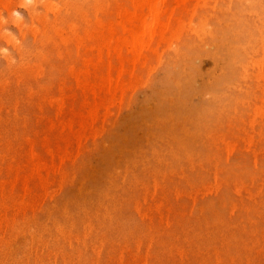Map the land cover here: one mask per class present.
Listing matches in <instances>:
<instances>
[{"label":"rangeland","instance_id":"1","mask_svg":"<svg viewBox=\"0 0 264 264\" xmlns=\"http://www.w3.org/2000/svg\"><path fill=\"white\" fill-rule=\"evenodd\" d=\"M131 1L0 0V182L8 180L0 184V264H264V0H190L185 8L164 2L175 7L173 29L135 57L134 65L124 62L122 88L106 94L96 89L94 95L91 86L105 73L94 48L106 31L101 22L115 25ZM90 57L95 65L85 63ZM92 103L97 116L83 134L79 124ZM31 148L46 163L34 173Z\"/></svg>","mask_w":264,"mask_h":264},{"label":"bare ground","instance_id":"2","mask_svg":"<svg viewBox=\"0 0 264 264\" xmlns=\"http://www.w3.org/2000/svg\"><path fill=\"white\" fill-rule=\"evenodd\" d=\"M167 1H171V2H175L176 4H177V6L176 7H178L179 8V6H184L183 8H185L186 7V5L188 4V2L190 1V0H133V1H131V3H130V6H128V8H126L127 9V13H126V11H125V7L123 8L124 9V14H125V16H124V14H123V18H121V20H119V21H117V23L115 24V25H111V26H109V24H108V27L106 26V27H103L104 26V22H101V24L103 25H101L102 26V28H104L106 31L105 32H103V33H101V32H99V33H101V34H99L98 36H99V38H97L98 39V42H97V45L96 46H94V48L96 47V60H97V63L98 62H102L101 64H104L105 65V73L103 74V76H101V78H100V81L95 85H93V86H91L92 87V89H93V94L95 95L96 93H95V90L96 89H98V90H100V91H104L105 93L104 94H106V93H111V91H115V90H117V89H120V88H122V75H123V77H125V73H124V71H126L125 70V68H124V62H128V63H130V64H132V65H134V62H133V59L135 58V57H137V56H143V52L145 51V50H147V49H149V47L151 46V44L153 43V41L154 40H156V39H161V38H163V37H165L164 35H165V33H166V31H167V29H173V22H174V17L176 18V20L178 19L177 18V16H174V14H175V7L174 6H168V5H165L164 4V2H167ZM194 1H199L200 2V0H194ZM203 1V0H202ZM240 1V0H239ZM242 1H244V0H242ZM192 2V1H191ZM237 2V1H236ZM237 3H239V2H237ZM251 3H252V1L250 2V1H248V4L249 5H251ZM255 3V2H254ZM190 4V3H189ZM257 4V3H256ZM239 5V4H238ZM191 6V5H190ZM190 6H189V8H190ZM196 6H198L197 5V2H196ZM201 6V5H200ZM109 7V6H108ZM194 7H195V5H194ZM193 7V8H194ZM199 7V6H198ZM242 7V6H241ZM251 7V6H250ZM188 8V9H189ZM108 9V8H107ZM194 9H196V7L194 8ZM229 9H230V7H229ZM237 9H238V7H237ZM241 9V8H240ZM253 9H254V6H253ZM255 9H257V8H255ZM254 9V10H255ZM104 11H105V8L103 9ZM177 10V9H176ZM180 10H182V8L180 9ZM179 10V11H180ZM185 10V9H184ZM183 10V11H184ZM190 10H192V9H190ZM189 10V11H190ZM250 10V9H249ZM186 12L188 11L187 9L185 10ZM217 11V10H216ZM219 12L221 11L220 9L218 10ZM225 11V10H224ZM231 11V10H230ZM233 11V10H232ZM259 11V10H258ZM119 12H120V15L119 16H121L122 14H121V12H122V10H119ZM119 12H118V14H119ZM191 12V11H190ZM194 11L192 10V14H193V16H194V13H193ZM228 11H226V13H227ZM234 12V11H233ZM242 12V11H241ZM249 12V11H248ZM253 12V11H252ZM110 13H113V12H110ZM179 13H181V12H179ZM185 13V12H184ZM189 13V12H188ZM187 13V14H188ZM237 13V12H236ZM238 13H240V11L238 12ZM247 13V12H246ZM191 14V15H192ZM195 14H196V12H195ZM242 14V13H241ZM245 14V13H244ZM248 14V13H247ZM253 15H256V12H255V14L254 13H252ZM262 14V13H261ZM148 15V16H147ZM179 15V14H178ZM243 15V14H242ZM250 15V14H249ZM197 16V15H196ZM244 16H246V15H244ZM259 16H260V14H259ZM264 16V15H263ZM151 18V21L150 22H148V19L147 18ZM183 17H185V16H183ZM225 17V16H224ZM235 17V16H234ZM233 17V18H234ZM238 17V16H237ZM236 17V18H237ZM251 17V16H250ZM120 18V17H119ZM189 18V17H188ZM226 18V17H225ZM235 18V19H236ZM211 19V18H210ZM246 19V18H245ZM251 19V18H250ZM175 20V21H176ZM208 20V19H207ZM220 20V19H219ZM225 20V19H224ZM232 20H234V19H231V21ZM241 20H243L242 18H241ZM247 20H248V18H247ZM204 21H206V19H204ZM244 21V20H243ZM251 21V20H250ZM178 22V21H177ZM219 22V21H218ZM217 22V23H218ZM223 22V21H222ZM221 22V23H222ZM236 22H238V21H236ZM100 23V22H99ZM220 23V24H221ZM107 23H105V25H106ZM229 24H230V22H229ZM228 24V26H230ZM258 24V23H257ZM96 25V24H95ZM175 25V24H174ZM224 25V24H223ZM226 25V24H225ZM232 25V24H231ZM240 25V24H239ZM249 25V24H248ZM254 25H256V24H254ZM53 26H55V25H53ZM233 26H235V27H237L236 25H233ZM246 26V25H245ZM222 27V26H221ZM259 27V26H258ZM54 27H52V29H53ZM101 28V29H102ZM176 28V27H175ZM218 28H220V27H218ZM233 28V27H232ZM241 28H243L242 27V25H241V27L239 28L240 30H241ZM246 28V27H245ZM250 28H251V26H250ZM257 28V27H256ZM56 29H58L57 27H56ZM78 29H79V27H78ZM96 29V28H95ZM249 29V28H248ZM253 29V28H252ZM261 29H262V27H261ZM50 30V29H49ZM59 30V29H58ZM57 30V32H56V35H58L57 33L59 32ZM94 30V29H93ZM226 30H229L228 29V27H227V29ZM245 30V29H244ZM256 30V29H255ZM54 31V30H53ZM56 31V30H55ZM61 31V30H60ZM96 31H97V29H96ZM219 31V30H218ZM257 32H258V30H256ZM98 32V31H97ZM97 32H95L96 34H97ZM255 32V31H254ZM253 32V33H254ZM261 32V31H260ZM259 32V33H260ZM48 33V32H47ZM61 33H63V32H61ZM223 33V32H222ZM232 33V32H231ZM231 33H229L230 35H231ZM244 33V32H243ZM252 33V32H251ZM40 34H42V33H40ZM59 34H60V32H59ZM88 34V33H87ZM93 34H94V32H93ZM92 33H91V35H93ZM229 34H226V35H229ZM48 36V38L50 37L49 36V34H47ZM90 35V36H91ZM95 35V34H94ZM167 35V34H166ZM261 35H263V34H261ZM52 36V35H51ZM72 36V35H71ZM85 36H87V35H85ZM84 36V37H85ZM89 36V35H88ZM239 36V35H238ZM244 36H245V33H244ZM255 36V35H254ZM44 37H45V35H44ZM67 37V36H66ZM92 37V36H91ZM160 37V38H159ZM222 37V36H221ZM251 37V36H250ZM256 37V36H255ZM255 37H254V39H255ZM259 37V36H258ZM262 37V36H261ZM43 38V37H42ZM61 39H63V37H60ZM69 38V37H68ZM67 38V39H68ZM73 38V37H72ZM76 38V37H75ZM86 38H88V37H86ZM167 38V37H166ZM225 38V37H224ZM240 38V37H239ZM248 38H249V36H248ZM247 38V39H248ZM252 38V37H251ZM50 39V42H52V41H54V40H52L51 41V39L52 38H49ZM66 39V40H67ZM71 39V38H70ZM69 39V40H70ZM82 39H84V38H82ZM81 39V40H82ZM232 39V38H231ZM246 39V40H247ZM257 39V38H256ZM260 39V38H259ZM65 40V39H64ZM73 40V39H72ZM226 40H227V38H226ZM242 40H243V38H242ZM241 40V41H242ZM245 40V41H246ZM37 41H39V40H37ZM83 41H85V40H83ZM228 41V40H227ZM244 41V42H245ZM249 41V40H248ZM40 42V41H39ZM43 42H44V39L42 40V44H43ZM49 42V41H48ZM60 42V41H59ZM66 42V41H65ZM67 42H69V41H67ZM66 42V43H67ZM80 42V41H79ZM87 42V41H86ZM89 42V41H88ZM236 42V41H235ZM240 42V41H239ZM252 42V41H251ZM259 41H257V42H255V43H258ZM264 41H262V43H263ZM36 43V42H35ZM56 43L57 42H54L53 44H55L56 45ZM62 43H63V41H62ZM71 43V42H70ZM155 43V42H154ZM254 43V42H253ZM260 43V42H259ZM261 43V44H262ZM80 44V43H79ZM79 44H77V45H79ZM82 44V43H81ZM235 44V43H234ZM59 45V44H58ZM64 45H67V44H64ZM83 45V44H82ZM156 45V44H155ZM250 45V44H249ZM42 46V45H41ZM87 46V45H86ZM91 47H92V45H91ZM232 46H230V48H231ZM237 47H239V46H237ZM236 47V48H237ZM249 47V46H248ZM44 48V47H43ZM57 48V47H56ZM228 48V47H227ZM235 48V49H236ZM240 48H242V46L240 47ZM254 48V47H253ZM42 49V48H41ZM80 49V48H79ZM93 48H91V49H89V50H92ZM233 49V48H232ZM234 49V50H235ZM244 49H245V47H244ZM60 50V49H59ZM88 50V51H89ZM225 50V49H224ZM238 50V49H237ZM251 50H253V49H251ZM102 51H105V57L103 58V59H105L104 61H102ZM186 51V50H185ZM229 52V51H228ZM227 52V53H228ZM235 53H236V51H234ZM245 53H246V51H244ZM254 52V51H253ZM74 53V52H73ZM186 53H187V51H186ZM238 53V52H237ZM236 53V54H237ZM31 54V53H30ZM94 54V53H93ZM145 54V53H144ZM234 54V53H233ZM240 55V54H239ZM239 55H238V57H239ZM247 55V54H246ZM94 56V55H93ZM225 56V55H224ZM231 56H232V54H231ZM234 56V55H233ZM232 56V57H233ZM242 57V56H241ZM113 58L115 59V61L117 60V64H119L118 66H116L114 63H113ZM243 58V57H242ZM237 59V58H236ZM248 59V58H247ZM70 60V59H69ZM85 60V59H84ZM94 59H93V57H90V58H87L86 59V64H88L89 66H91L90 64H93L94 63V61H93ZM238 60H240V59H238ZM240 61H243V60H240ZM231 62V61H230ZM84 63V64H85ZM235 63V62H234ZM233 63V64H234ZM238 63V62H237ZM241 63V62H240ZM129 64V65H130ZM229 64V63H228ZM245 64V63H244ZM94 65H95V63H94ZM98 65H99V63H98ZM231 65V64H230ZM43 66V65H42ZM87 66V65H86ZM88 66V67H89ZM131 66V65H130ZM232 66V65H231ZM242 65H240V66H238V67H241ZM92 67H93V65H92ZM230 67V66H229ZM233 67V66H232ZM243 67H244V65H243ZM242 67V68H243ZM81 68V67H80ZM237 68V67H236ZM44 69V68H43ZM42 69V70H43ZM86 69V68H85ZM130 69V68H129ZM129 69H127V70H129ZM234 69V68H233ZM71 70V69H70ZM69 70V71H70ZM95 70V69H94ZM229 70V69H228ZM230 70L232 71V69L230 68ZM237 70V69H236ZM39 71H40V69H39ZM38 71V72H39ZM76 71L77 70H74V73H76ZM86 71H87V69H86ZM35 72V71H34ZM83 73H85V71L83 70L82 71ZM88 72V74L89 75H91L90 73H92V72H90L89 70L87 71ZM86 72V73H87ZM130 72V71H129ZM31 73V72H30ZM82 73V74H83ZM124 73V74H123ZM126 73H128V72H126ZM234 73H235V71H234ZM240 73V72H239ZM245 72H243V74H244ZM32 74V73H31ZM36 74H38V73H36ZM36 74H35V76H36ZM41 74V73H40ZM45 74V73H44ZM43 74V75H44ZM78 74H81V71L78 73L77 72V75L76 76H80V75H78ZM128 74H130V73H128ZM228 74H229V71H228ZM228 74H227V76H228ZM96 75V74H95ZM113 75H115V77H113ZM74 76V75H73ZM85 76H87V75H85ZM223 76H225V75H223ZM88 77V76H87ZM229 77H230V75H229ZM228 77V78H229ZM244 77V76H243ZM24 78V77H23ZM39 78V77H38ZM37 78V79H38ZM85 78V77H84ZM94 78H96V77H94ZM221 78V77H220ZM224 78H226V76L224 77ZM231 78V77H230ZM233 78H234V75H233ZM242 78V77H241ZM35 79V78H34ZM79 79V78H78ZM33 80V79H32ZM75 80H76V78H75ZM80 80V79H79ZM225 80V79H224ZM227 80V79H226ZM234 80V79H233ZM240 80H242V79H240ZM244 80V79H243ZM246 80V79H245ZM17 81H19V79L17 80ZM37 81V80H36ZM77 81V80H76ZM85 81V80H84ZM83 81V82H84ZM219 81H220V79H219ZM231 81V80H230ZM229 81V82H230ZM20 82H21V80H20ZM80 82H82V81H80ZM218 82V81H217ZM222 82V81H221ZM226 82V81H225ZM232 82V81H231ZM237 82V81H236ZM241 82V81H240ZM244 82V81H243ZM19 83V82H18ZM79 83V82H78ZM223 84H224V82H222ZM239 83V82H238ZM246 83V82H245ZM77 84V83H76ZM83 84V83H82ZM92 84H93V82H92ZM218 84V83H217ZM216 84V85H217ZM227 84V83H226ZM236 84V83H235ZM73 85V84H72ZM71 85V86H72ZM78 85V84H77ZM86 86L88 85V84H85ZM85 85H83L82 87H84ZM90 85V84H89ZM215 84H213V86H214ZM215 85V86H216ZM219 85H220V82H219ZM232 85V84H231ZM237 85V84H236ZM235 85V86H236ZM19 86V85H18ZM213 86H210V87H213ZM229 87H230V85H229ZM228 87V89H230ZM237 87V86H236ZM245 87H247V86H245ZM71 88V87H70ZM81 88V87H80ZM216 88V87H215ZM223 88H225V87H223ZM232 88H235V87H232ZM69 89V88H68ZM88 89H90L91 90V88H89L88 87ZM213 89V88H212ZM220 89H221V87H220ZM218 87H217V90L219 91L220 90ZM239 89H241L240 87H239ZM245 89V88H244ZM60 90V89H59ZM72 90V89H71ZM82 90H84V89H82ZM211 90V89H210ZM216 90V89H215ZM121 91V90H120ZM230 91V90H229ZM241 91V90H240ZM112 92V93H113ZM117 92V91H116ZM212 92V91H211ZM210 92V93H211ZM243 92V91H242ZM245 92V91H244ZM60 93H61V91H60ZM62 93H63V90H62ZM73 93V92H72ZM210 93H209V95H210ZM225 93V92H224ZM224 93H223V95H224ZM227 93V92H226ZM81 94V93H80ZM84 94H86V93H84ZM92 94V95H93ZM60 95V94H59ZM87 95V94H86ZM115 95V94H114ZM208 95V96H209ZM213 95V94H212ZM221 96H223L222 94H220ZM219 95V96H220ZM227 94H225V96H226ZM229 95V94H228ZM72 96H74V95H72ZM78 96V95H77ZM98 96H101V95H98ZM214 96V95H213ZM220 96V97H221ZM61 97V96H60ZM60 97H59V99H60ZM107 97V96H106ZM210 97V96H209ZM217 97H218V93H217ZM234 97V96H233ZM232 97V98H233ZM51 98V97H50ZM62 98V97H61ZM65 98V97H64ZM66 98H67V96H66ZM74 98V97H73ZM72 98V99H73ZM83 98V97H82ZM100 98H102V97H100ZM109 98V97H108ZM215 98V97H214ZM222 98H224V97H222ZM241 98H243V97H241ZM47 99V98H46ZM52 99V98H51ZM85 99H86V96H85ZM88 99H89V97H88ZM103 99V98H102ZM107 99V98H106ZM207 99V98H206ZM246 99V98H245ZM249 99V98H248ZM247 99V100H248ZM54 100V99H53ZM76 100V99H75ZM74 100V101H75ZM83 100V99H82ZM94 100H95V97H94ZM105 100V99H104ZM103 100V101H104ZM215 100H217V99H215ZM220 101L222 100V99H219ZM232 100V99H231ZM237 100V99H236ZM256 100H258V99H256ZM255 100V101H256ZM50 101H52V100H50ZM57 101V100H56ZM56 101H54V103H56ZM61 101L63 102V99H61ZM85 101V100H84ZM83 101V102H84ZM106 102H107V100H105ZM109 101V100H108ZM225 101V100H224ZM238 101V103H239V101H241V99L240 100H237ZM237 101H235V102H237ZM259 101H260V99H259ZM4 102V101H3ZM18 102V101H17ZM58 102H60L59 100L57 101V103ZM87 102V101H86ZM102 102V101H101ZM229 102V101H228ZM231 102V101H230ZM229 102V103H230ZM242 103L244 102H246V101H241ZM249 102H250V100H249ZM19 103V102H18ZM61 103V102H60ZM215 103H216V101H215ZM244 103H243V105H244ZM50 104V103H49ZM59 104V103H58ZM74 104V103H73ZM85 104V102L84 103H81V106H83ZM87 104V103H86ZM97 104H98V102H97ZM97 104L96 103H92V105L89 107V109H88V111H87V114H86V116H85V118H84V120L83 121H81V123L79 124V128H80V130H82L84 127H86V124L88 123V122H91L92 120H93V118L95 117V115L97 116V114H96V108H98L97 107ZM102 104H103V102H102ZM207 104V103H206ZM209 104V103H208ZM221 104H222V102H221ZM220 104V105H221ZM226 104H228V103H226ZM47 105V104H46ZM54 105V104H53ZM53 105H52V103H51V105L50 106H52L53 107ZM66 105V104H65ZM99 105V104H98ZM101 105V104H100ZM210 105V104H209ZM233 105V104H232ZM246 105V104H245ZM63 106V103H62V105L60 106L59 105V107H61V109H60V111L62 110V107ZM73 106H75V105H73ZM85 106V105H84ZM105 106V105H104ZM206 106V105H205ZM235 106H236V104H235ZM102 107H103V105H102ZM106 107H107V104H106ZM231 107V106H230ZM240 107V106H239ZM17 108V107H16ZM74 108V107H73ZM72 108V109H73ZM81 108V107H80ZM83 108V107H82ZM85 108V107H84ZM99 108H100V106H99ZM108 108V107H107ZM216 108V107H215ZM228 108V107H227ZM235 108V107H234ZM243 108H246L245 106L243 107ZM58 109V108H57ZM72 109H71V111H72ZM87 109V108H86ZM85 109V110H86ZM238 109V108H237ZM9 110V109H8ZM7 110V111H8ZM40 110V109H39ZM83 110V109H82ZM102 110V109H101ZM207 110V109H206ZM224 110H225V108H224ZM231 110V109H230ZM236 110V109H235ZM10 111V110H9ZM8 111V112H9ZM16 111V110H15ZM41 111H42V106H41ZM58 111V110H57ZM56 111V112H57ZM63 111V110H62ZM203 111H204V109H203ZM202 111V112H203ZM210 111V110H209ZM217 111V110H216ZM233 111V110H232ZM17 112V111H16ZM100 112V111H99ZM98 112V113H99ZM224 111H222V113H223ZM242 112V111H241ZM74 113V112H73ZM72 113V114H73ZM82 113V112H81ZM80 113V114H81ZM219 113V112H218ZM232 113V112H231ZM235 113V112H234ZM64 114V113H63ZM75 114H77V113H75ZM82 114H84V113H82ZM216 114H217V112H216ZM233 114V113H232ZM242 114V113H241ZM16 115V114H15ZM74 115V114H73ZM85 115V114H84ZM226 115H228L227 113H226ZM57 116V115H56ZM71 116V115H70ZM80 116V115H79ZM78 115L76 116V117H79ZM83 116V115H82ZM201 116V115H200ZM214 116V115H213ZM212 116V117H213ZM76 117H74V118H76ZM84 117V116H83ZM209 117V116H208ZM210 117H211V114H210ZM223 117V116H222ZM53 118V117H52ZM73 118V117H72ZM216 118V117H215ZM225 118V117H224ZM81 119V118H80ZM217 119V118H216ZM222 119V118H221ZM52 120V119H51ZM95 120H96V118H95ZM97 120H99L98 118H97ZM199 120H200V118H199ZM208 120H209V118H208ZM61 122H62V120H60ZM193 121V120H192ZM204 121V120H203ZM213 121V120H212ZM214 121H215V119H214ZM60 122V123H61ZM63 122H64V120H63ZM72 124H73V121H70ZM94 122V121H93ZM97 122V121H96ZM95 122V123H96ZM208 122V121H207ZM210 122V121H209ZM217 122V121H216ZM53 123V121L51 122V124ZM65 123V122H64ZM69 122H67L66 123V125H70V124H68ZM94 123V124H95ZM25 124V123H24ZM63 124V123H62ZM92 124V123H91ZM212 124V123H211ZM64 125V124H63ZM170 125V124H169ZM200 125V124H199ZM204 125H206V123L204 124ZM207 125H208V123H207ZM207 125H206V127H207ZM51 126H53V125H51ZM50 126V127H51ZM54 126H55V122H54ZM166 126V125H165ZM191 126V125H190ZM215 126V125H214ZM218 126V125H217ZM74 127V126H73ZM88 127V126H87ZM213 127V126H212ZM216 127V126H215ZM64 127H62V129H63ZM77 128V127H76ZM92 128V127H91ZM156 128H158V127H156ZM167 128V127H166ZM185 128V127H184ZM204 128V127H203ZM210 128V127H209ZM54 129V128H53ZM71 129V128H70ZM172 129V128H171ZM84 130H86V129H83V134H84ZM89 130V129H88ZM174 131H175V128L173 129ZM178 130V129H177ZM182 130V129H181ZM210 131L209 132H212L211 131V129H209ZM45 131V130H44ZM63 131L65 132V130L63 129ZM62 131V132H63ZM214 131V130H213ZM81 131H75V133L77 134V133H79L80 134V136H81V133H80ZM202 132V131H201ZM206 132V131H205ZM38 133V132H37ZM36 133V134H37ZM72 133H73V131H72ZM157 133V132H156ZM203 133V132H202ZM48 134V133H47ZM67 134V133H66ZM78 134V135H79ZM93 134V133H92ZM95 134V133H94ZM212 134V133H211ZM74 135V134H73ZM90 135V134H89ZM180 135V134H179ZM178 135V136H179ZM202 135V134H201ZM201 135H199V136H201ZM206 135V134H205ZM209 135V134H208ZM207 135V136H208ZM36 136H38V134L36 135ZM47 136V135H46ZM46 136H44V139L46 138ZM64 136V135H63ZM77 136V135H76ZM84 136V138L87 136V134H86V136L85 135H83ZM190 136V135H189ZM1 137V136H0ZM55 137V136H54ZM61 137V136H60ZM69 137V136H68ZM68 137H67V139H68ZM71 137V136H70ZM74 138H75V136H73ZM79 137V136H78ZM78 137H76V138H78ZM88 137L89 136H87V139H88ZM28 138H30V137H28ZM48 138H50V137H48ZM48 138H46V139H48ZM65 138V137H64ZM80 138V137H79ZM56 139H57V137H56ZM62 139H63V137H62ZM67 139H65V140H67ZM82 139H83V137H82ZM198 139V138H197ZM77 140V139H76ZM80 140V139H79ZM86 140V139H85ZM194 140V139H193ZM202 140V139H201ZM8 141V140H7ZM29 141H32V140H29ZM34 141V140H33ZM64 141V140H63ZM69 142H70V140H68ZM75 141V140H74ZM78 141V140H77ZM83 141V140H82ZM189 141V140H188ZM187 141V142H188ZM196 141H198V140H196ZM9 142H11V140L9 141ZM46 142V141H45ZM50 142V141H49ZM59 142V141H58ZM65 142V141H64ZM67 142V141H66ZM81 142V141H80ZM180 142V141H179ZM31 143V142H30ZM196 143V142H195ZM10 144V143H9ZM46 144V143H45ZM50 144V143H49ZM59 144V143H58ZM57 144V145H58ZM72 144H74V142H72ZM77 145H78V143H76ZM172 144V143H171ZM192 144H194V143H192ZM197 144V143H196ZM201 144V143H200ZM34 145V144H33ZM67 145V144H66ZM195 145V144H194ZM202 145V144H201ZM43 146H45V145H43ZM61 146V145H60ZM59 146V147H60ZM68 146V145H67ZM189 146H191V144L189 145ZM32 147V146H31ZM58 147V146H57ZM74 147V146H73ZM185 147V146H184ZM49 148V147H48ZM67 148V147H66ZM163 148H165V147H163ZM172 148V147H171ZM186 148H187V146H186ZM50 149V148H49ZM60 149V148H59ZM68 149H69V146H68ZM162 149V148H161ZM166 149H168V147H166ZM173 149H174V146H173ZM198 149V148H197ZM200 149V148H199ZM62 150V149H61ZM72 150V149H71ZM164 150V149H163ZM162 150V151H163ZM187 150V149H186ZM192 150H193V148H192ZM195 150H196V148H195ZM49 151V150H48ZM63 151V150H62ZM159 151V150H158ZM168 151V150H167ZM166 151V152H167ZM171 151V150H170ZM194 151V150H193ZM198 151V150H197ZM46 152V151H45ZM55 152V151H54ZM76 152V151H75ZM192 152V151H191ZM200 152V151H199ZM50 153H51V151H50ZM57 153H59V152H57ZM64 153V152H63ZM162 153V152H161ZM173 153H175V152H173ZM194 153V152H193ZM202 153H204V152H202ZM201 153V154H202ZM206 153V152H205ZM49 154V153H48ZM66 155H67V152L65 153ZM73 154V153H72ZM135 154V153H134ZM168 154V153H167ZM166 154V155H167ZM188 154V153H187ZM194 154H196V152L194 153ZM30 165H31V170L33 171V173L34 172H37L39 169H41V167L43 166V165H45L46 163H44L43 164V162H42V160L40 161L39 160V158L36 156V154H35V151H34V149L33 148H31V150H30ZM189 155V154H188ZM4 157H5V155H3ZM55 156V155H54ZM59 156V158H58V160L60 159V155H58ZM73 156V155H72ZM137 156V155H136ZM165 156V155H164ZM202 156V155H201ZM204 156V155H203ZM141 157V156H140ZM140 157H138V159L140 158ZM146 157V156H145ZM149 157V156H148ZM154 157V156H153ZM174 157V156H173ZM189 157H193L194 158V155L193 156H189ZM53 158V157H52ZM68 158L69 157H67V160H68ZM197 158V157H196ZM202 158V157H201ZM56 159V158H55ZM65 159H66V157H65ZM71 159V158H70ZM136 159V158H135ZM160 159V158H159ZM184 158H182V160H183ZM187 159H189V158H187ZM53 160L54 159H52V164H53ZM137 160V159H136ZM141 160H142V158H141ZM140 160V161H141ZM158 160V159H157ZM161 160V159H160ZM166 160H168V159H166ZM176 160H177V158H176ZM201 160V159H200ZM26 161H27V159H26ZM57 161V160H56ZM55 161V162H56ZM143 161V160H142ZM181 161V160H180ZM201 161H203V159L201 160ZM212 161V160H211ZM3 162H4V160H3ZM45 162V161H44ZM63 162H64V160H63ZM133 162H134V159H133ZM155 162V161H154ZM154 162H152V164L154 163ZM157 162H160V161H157ZM204 162H206V160H204ZM210 162V161H209ZM243 162V161H242ZM138 163V162H137ZM151 163V162H150ZM161 163V162H160ZM201 163V162H200ZM61 164V163H60ZM151 164V165H152ZM167 164H168V162H167ZM203 164V163H202ZM201 164V165H202ZM207 164V163H206ZM212 164V163H211ZM134 165V164H133ZM138 165V164H137ZM136 165V166H137ZM141 165V164H140ZM150 165V166H151ZM172 165V164H171ZM209 165V164H208ZM220 165H222V164H220ZM233 165V164H232ZM12 166V165H11ZM27 166V165H26ZM56 166L57 165H55V167L54 168H56ZM135 166V165H134ZM146 166V165H145ZM154 166V165H153ZM203 166V165H202ZM224 166V165H223ZM230 166V165H229ZM236 166V165H235ZM13 167V166H12ZM11 167V168H12ZM46 167H47V165H46ZM53 167H50V168H52V169H54ZM58 167V166H57ZM59 167H60V165H59ZM140 167V166H139ZM164 167V166H163ZM227 167V166H226ZM3 168V167H2ZM10 168V169H11ZM48 168V167H47ZM144 168H146V167H144ZM151 168V167H150ZM154 168V167H153ZM181 168H183V167H181ZM184 168H185V166H184ZM202 168V167H201ZM230 168V167H229ZM228 168V169H229ZM232 168V167H231ZM251 168V167H250ZM261 168V167H260ZM17 169H18V167H17ZM49 169V168H48ZM134 169V168H133ZM157 169V168H156ZM177 169H178V166H177ZM203 169V168H202ZM207 169V168H206ZM206 169H205V171H206ZM209 169V168H208ZM236 169H238V168H236ZM241 169H242V167H241ZM241 169H240V171H241ZM244 169V168H243ZM242 169V170H243ZM257 169V168H256ZM42 170V169H41ZM43 170H45L44 168H43ZM50 170V169H49ZM49 170H47V172L49 171ZM59 170V169H58ZM145 170V169H144ZM234 170V169H233ZM232 170V171H233ZM250 169H248V171H249ZM258 170H259V168H258ZM1 171V170H0ZM3 171V170H2ZM1 171V172H2ZM40 171V170H39ZM130 171V170H129ZM137 171V170H136ZM135 171V172H136ZM145 171H147V168H146V170ZM144 171V172H145ZM246 171V170H245ZM251 171V170H250ZM249 171V172H250ZM257 171V170H256ZM0 172V173H1ZM46 172V173H47ZM53 172V171H52ZM236 172V171H235ZM32 173V172H31ZM30 173V174H31ZM33 173H32V175H33ZM130 173V172H129ZM150 173V172H149ZM209 173V172H208ZM228 173V172H227ZM242 173V172H241ZM245 173V172H244ZM243 173V174H244ZM250 173H252L253 174V172L251 171ZM250 173H248V174H250ZM257 173H258V171H257ZM19 174V173H18ZM38 174V173H37ZM48 174V173H47ZM50 174V173H49ZM55 174V173H54ZM58 174H60V173H58ZM132 174H134V173H132ZM136 175H138L137 173H135ZM238 174V173H237ZM255 174V173H254ZM17 175V174H16ZM29 175V174H28ZM38 175H40V174H38ZM125 175V174H124ZM126 175H127V173H126ZM135 175V176H136ZM145 175V174H144ZM203 175V174H202ZM261 174H259V176H260ZM24 176V175H23ZM128 176H129V174H128ZM133 176V175H132ZM206 176H207V174H206ZM238 176V175H237ZM236 176V177H237ZM244 176V175H243ZM242 176V177H243ZM15 177H18V176H15ZM42 177H43V175H42ZM42 177H40L41 179H42ZM144 177V176H143ZM230 177V176H229ZM228 177V179H230ZM258 177V176H257ZM20 178H22V177H20ZM25 178L26 179H28V176H25ZM32 178V177H31ZM44 178V177H43ZM139 177H137V179H138ZM234 178V177H233ZM238 178H240V177H238ZM48 179V178H47ZM121 179V178H120ZM136 179V178H135ZM136 179V181H138ZM144 179V178H143ZM208 179V178H207ZM237 179V178H236ZM252 179V178H251ZM253 179H254V176H253ZM5 180V179H4ZM20 180V179H19ZM32 180V179H31ZM118 180V179H117ZM209 180V179H208ZM231 180H232V178H231ZM254 180H256V179H254ZM258 180V179H257ZM3 181V180H2ZM7 182L6 183H8V180H6ZM11 181V180H10ZM15 181V180H14ZM27 181L28 180H25V182L27 183ZM43 181V180H42ZM42 181H40V182H42ZM116 180H114V182H115ZM4 183H5V181H3ZM3 182H0V184L1 183H3ZM45 182H46V180H45ZM123 182V181H122ZM124 182H126V181H124ZM123 182V183H124ZM132 182H133V180H132ZM132 182H131V184H132ZM252 182V181H251ZM5 183V184H6ZM13 183V182H12ZM16 183H17V181H16ZM29 183V182H28ZM42 183H44V182H42ZM48 183V182H47ZM137 183V182H136ZM14 184V183H13ZM49 184V183H48ZM4 185V184H3ZM3 185H1V186H3ZM23 185H25V184H23ZM26 185H28V184H26ZM30 185V184H29ZM42 185H44V184H41V186ZM264 185V184H263ZM6 186V185H5ZM15 186V185H14ZM13 186V187H14ZM12 187V188H13ZM27 187V186H26ZM45 187H47V184H46V186ZM3 188V187H2ZM11 188V189H12ZM15 188V187H14ZM22 188V187H21ZM29 187H27V189H28ZM44 188V187H43ZM120 188H122V186H120ZM27 189H24V191L25 190H27ZM32 189V188H31ZM30 189V190H31ZM0 190H1V188H0ZM4 190V189H3ZM126 190V189H125ZM261 190V189H260ZM260 190L258 191L259 193H260ZM13 191V190H12ZM3 192V191H2ZM2 192H1V194H2ZM247 193H249V192H247ZM252 193H253V190H252ZM10 194V193H9ZM35 194H37V193H35ZM238 194H239V192H238ZM261 194V193H260ZM264 194V193H263ZM4 195H5V193H4ZM11 195V194H10ZM26 195V194H25ZM243 195V194H242ZM247 195V194H246ZM252 196H253V194H251ZM21 196V195H20ZM120 196V195H119ZM260 196V195H259ZM3 197V196H2ZM1 197V198H2ZM6 197V196H5ZM9 197V196H8ZM11 197H13V196H11ZM34 197V196H33ZM123 197V196H122ZM240 197V196H239ZM31 198V197H30ZM82 198V197H81ZM248 198V197H247ZM246 198V199H247ZM7 199V198H6ZM12 199V198H11ZM34 199V198H33ZM118 199H120V198H118ZM249 199V198H248ZM252 199H253V197H252ZM259 199H260V197H259ZM262 199V198H261ZM90 200V199H89ZM237 200V199H236ZM249 200H251V199H249ZM3 201H5V199H3ZM125 201V200H124ZM124 201H122V202H124ZM264 201V200H263ZM15 202V201H14ZM21 202V201H20ZM79 202V201H78ZM113 202V201H112ZM117 203H118V201H116ZM121 202V201H120ZM119 202V203H120ZM127 202V201H126ZM85 203V202H84ZM104 203H105V201H104ZM103 203V204H104ZM111 203V202H110ZM109 203V204H110ZM118 203V204H119ZM242 203V202H241ZM16 204V203H15ZM14 204V205H15ZM94 204V203H93ZM115 204V203H114ZM121 204V203H120ZM131 204V203H130ZM129 204V205H130ZM238 204H240V203H238ZM237 204V205H238ZM245 204V203H244ZM250 204V203H249ZM261 204H263V202H261ZM4 205V204H3ZM77 205H79V204H77ZM89 205V204H88ZM112 205V204H111ZM117 205V204H116ZM264 205V204H263ZM7 206V205H6ZM114 206V205H113ZM122 206H123V204H122ZM240 206V205H239ZM249 206H251V205H249ZM93 207V206H92ZM247 207V206H246ZM259 207H260V205H259ZM264 207V206H263ZM9 207H7V209H8ZM13 208V207H12ZM80 208V207H79ZM82 208H83V206H82ZM101 208V207H100ZM114 208V207H113ZM121 208V207H120ZM119 208V209H120ZM249 208V207H248ZM258 208V207H257ZM11 209V208H10ZM86 209V208H85ZM252 209H253V207H252ZM252 209H251V211H252ZM68 211H69V209H67ZM116 210V212H117V208L115 209ZM254 210V209H253ZM262 210H263V208H262ZM85 211H87V209L85 210ZM110 211V210H109ZM112 211V210H111ZM246 211V210H245ZM250 211V212H251ZM255 211V210H254ZM258 211V210H257ZM83 212V211H82ZM106 212V211H105ZM113 212V211H112ZM249 212V211H248ZM108 213V212H107ZM111 213V212H110ZM121 213H122V211H121ZM205 213H207V212H205ZM211 213V212H210ZM223 213V212H222ZM222 213H220V214H222ZM240 214H241V212H239ZM239 213H238V215H239ZM256 213V212H255ZM81 214V213H80ZM112 214V213H111ZM214 214V213H213ZM213 214H212V217H213ZM219 214V215H220ZM79 215V214H78ZM88 215V214H87ZM203 215V214H202ZM205 215V214H204ZM249 215V214H248ZM64 216V215H63ZM65 216H68V215H65ZM109 216V215H108ZM207 216V215H206ZM224 216H225V214H224ZM233 216V215H232ZM72 217H74V215H72ZM88 218H89V216H87ZM109 217H111V216H109ZM120 217H122V216H120ZM203 217V216H202ZM227 217V216H226ZM69 218V217H68ZM105 218V217H104ZM112 218V217H111ZM110 218V219H111ZM114 218V217H113ZM112 218V219H113ZM203 218H205V217H203ZM208 218V217H207ZM251 218V217H250ZM12 219V218H11ZM10 219V220H11ZM67 219V218H66ZM107 219V218H106ZM214 219V218H213ZM221 219V218H220ZM3 220V219H2ZM9 220V221H10ZM15 220V219H14ZM23 220H24V218H23ZM98 220H99V218H98ZM105 220V219H104ZM115 220V219H114ZM210 220V219H209ZM209 220H207V221H209ZM215 220V219H214ZM14 222V221H13ZM16 222V221H15ZM24 222V221H23ZM27 222V221H26ZM106 221H104V223H105ZM110 224H113L112 222L113 221H111L110 220ZM204 222V221H203ZM221 222H224V220L222 221V219H221ZM10 223V222H9ZM118 223V222H117ZM120 223V222H119ZM217 223H219V222H217ZM249 223V222H248ZM14 224V223H13ZM73 224H74V222H73ZM101 224V223H100ZM202 224V223H201ZM222 224V223H221ZM224 224H226V223H224ZM236 224V223H235ZM234 224V225H235ZM7 225H8V223H7ZM16 225V224H15ZM19 225V224H18ZM26 225V224H25ZM76 225V224H75ZM85 225V224H84ZM90 225H92V224H90ZM104 225V224H103ZM119 225H121V224H118V227H119ZM217 225V224H216ZM238 226L240 225V224H237ZM61 226V225H60ZM63 226H65V225H63ZM67 226V225H66ZM88 226H89V223H88ZM95 226V225H94ZM93 226V227H94ZM99 226V225H98ZM102 226V225H101ZM105 226V225H104ZM113 226V225H112ZM200 226V225H199ZM201 226H203V225H201ZM233 226V225H232ZM232 226H230V229H231V227ZM236 226V225H235ZM73 227V226H72ZM91 227V226H90ZM89 227V228H90ZM92 227V228H93ZM123 227V226H122ZM121 227V228H122ZM228 227H229V225H228ZM241 227L242 226H240V229H241ZM1 228V227H0ZM21 228V227H20ZM65 228V227H64ZM63 228V229H64ZM99 228H100V226H99ZM234 228H236V227H234ZM239 228V227H238ZM12 229V228H11ZM96 229V228H95ZM130 229V228H129ZM195 229V228H194ZM224 229H225V227H224ZM84 230V229H83ZM85 230H86V228H85ZM89 230V229H88ZM91 230V229H90ZM113 230H115L114 228H113ZM117 230H119V229H117ZM192 230H193V228H192ZM196 230V229H195ZM194 230V231H195ZM233 230V229H232ZM65 231V230H64ZM68 231V230H67ZM67 231H65V232H67ZM193 231V232H194ZM198 231V230H197ZM208 231H209V229H208ZM221 231V230H220ZM237 231H239V230H237ZM246 231V230H245ZM61 232V231H60ZM118 232V231H117ZM204 232V231H203ZM205 232H206V230H205ZM212 232V231H211ZM228 232H230V231H228ZM233 233L234 232H236V231H232ZM247 232V231H246ZM64 233V232H63ZM85 233V232H84ZM90 232H88V234H89ZM93 233V232H92ZM125 233H127V232H125ZM217 233V232H216ZM224 233V232H223ZM79 234V233H78ZM104 233H102L101 235H103ZM107 234H108V232H107ZM194 234V233H193ZM241 234V233H240ZM59 235V234H58ZM119 235V234H118ZM117 235V236H118ZM203 235V234H202ZM207 235V234H206ZM57 236V235H56ZM65 236V238H66V235L64 234H62V236H61V238L62 237H64ZM85 236V235H84ZM104 236V235H103ZM222 236H223V234H222ZM106 237V236H105ZM127 237V236H126ZM125 237V238H126ZM208 237H210V236H208ZM228 237V236H227ZM237 237V236H236ZM0 238H2V237H0ZM60 238V239H61ZM100 239H101V237H99ZM108 238V237H107ZM112 238V237H111ZM212 238V237H211ZM234 238H235V236H234ZM53 239V238H52ZM55 239V238H54ZM59 239V238H58ZM58 239H56V242H57V240ZM89 239V238H88ZM96 239H97V237H96ZM62 240H63V238H62ZM99 240V239H98ZM215 240H216V238H215ZM68 241V240H67ZM66 240H65V242H67ZM70 241V240H69ZM68 241V242H69ZM81 241V240H80ZM53 242V241H52ZM83 242V241H82ZM100 242V241H99ZM102 242H103V240H102ZM102 242H101V244H102ZM60 243H61V241H60ZM86 243H87V241H86ZM62 244V243H61ZM65 244V243H64ZM104 245H105V243H103ZM103 244H102V246H103ZM211 244H213L212 242H211ZM52 245H54V244H52ZM47 246V245H46ZM51 246V245H50ZM57 246H58V243H57ZM56 246V248H58ZM65 246V245H64ZM63 246V247H64ZM70 246V245H69ZM71 246H72V244H71ZM42 247H44V246H42ZM62 247V246H61ZM73 247V246H72ZM209 247H210V245H209ZM55 248V247H54ZM56 248L55 249H53L52 251L54 252V250H56ZM214 248H215V246H214ZM59 249H61V248H59ZM73 249V248H72ZM168 249H169V247H168ZM211 249V248H210ZM48 249H46V251H47ZM50 250V249H49ZM62 250V249H61ZM71 250V249H70ZM74 250V249H73ZM76 250V249H75ZM82 250V249H81ZM94 250V249H93ZM77 251H78V249H77ZM76 251V252H77ZM88 251V250H87ZM165 251V250H164ZM172 250L170 249V252H171ZM42 252H44V250L42 251ZM71 252V251H70ZM83 252V251H82ZM81 252V253H82ZM96 252V251H95ZM95 252H94V254H95ZM223 252V251H222ZM49 253V252H48ZM72 253H74L73 251H72ZM72 253H71V255H72ZM79 254H80V252H78ZM96 253H98V252H96ZM144 253V252H143ZM143 253H142V255H143ZM161 253H162V251H161ZM165 253H166V251H165ZM168 253V252H167ZM171 254H172V252H171ZM231 254V253H230ZM48 255H50V254H48ZM78 255V254H77ZM149 255H150V253H149ZM149 255H147V256H149ZM51 257H52V255H50ZM74 256V255H73ZM137 256V255H136ZM139 256V255H138ZM146 256V255H145ZM169 256H171V255H169ZM174 256V258H175V254L173 255ZM179 256V255H178ZM72 257V256H71ZM139 258V257H138ZM149 258V257H148ZM158 258V257H157ZM162 258V257H161ZM171 257H169V259H170ZM52 259V258H51ZM144 259H145V257H144ZM163 259V258H162ZM185 259V258H184ZM146 260V259H145ZM151 260H152V258H151ZM158 260H159V258H158ZM173 260V259H172ZM40 261V260H39ZM72 261V260H71ZM122 261V260H121ZM135 261V260H134ZM133 261V262H134ZM141 261H143V258L141 259ZM176 261V260H175ZM44 262H45V260H44ZM65 262V261H64ZM67 262H69V261H67ZM74 262V261H73ZM198 262V261H197ZM201 262V261H200ZM48 263V262H47ZM66 263V262H65ZM70 263V262H69ZM119 263V262H118ZM143 263V262H142ZM181 263V262H180ZM183 263V262H182ZM71 264V263H70ZM74 264V263H73ZM120 264H121V262H120ZM190 264V263H189ZM195 264V263H194Z\"/></svg>","mask_w":264,"mask_h":264}]
</instances>
